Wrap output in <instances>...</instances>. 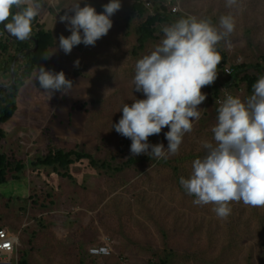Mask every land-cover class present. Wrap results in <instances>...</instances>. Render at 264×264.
Segmentation results:
<instances>
[{
  "label": "rangeland",
  "instance_id": "374dc122",
  "mask_svg": "<svg viewBox=\"0 0 264 264\" xmlns=\"http://www.w3.org/2000/svg\"><path fill=\"white\" fill-rule=\"evenodd\" d=\"M40 1V22L51 25L56 41L47 70L63 71L73 88L67 95L56 92L51 98L34 75L20 86L19 109L4 126L8 136L3 152L28 162L52 145L108 161L112 171L93 169L83 159L70 168L73 181L50 169L37 173L28 168L20 180L1 185L0 224L20 235L14 262L25 252L28 264H94L88 249L106 240L112 254L102 264H158L159 260L264 264V207L233 201L230 215L222 219L212 211L213 205L194 204L195 197L187 195L179 182L181 177L189 178L193 161L206 155L203 143H214L211 128L217 122L218 106L209 97L212 85L201 89L207 96L198 106L203 110L201 118L193 122L176 155L133 156L132 141L112 125L119 122L124 103L145 98L134 91L135 65L160 42L162 30L145 49L135 50L142 21L132 15L134 0H120L122 7L111 17L113 27L107 35L95 46L81 43L65 54L58 50V38L71 33L60 16L76 0ZM109 2L82 0L81 7L91 5L102 13ZM175 7L181 15L178 19L192 16L217 27L220 16L232 12L235 29L218 43L227 61L233 65L242 58V64L252 66L250 71L263 66L264 0H239L232 9L226 7V0H176L169 9L176 19ZM76 60L79 67L74 66ZM237 86L228 88L234 97L243 101L253 94L246 83L239 81ZM168 131L163 128L148 143H162L167 150ZM131 158L136 161L129 162Z\"/></svg>",
  "mask_w": 264,
  "mask_h": 264
},
{
  "label": "clouds",
  "instance_id": "9594fccd",
  "mask_svg": "<svg viewBox=\"0 0 264 264\" xmlns=\"http://www.w3.org/2000/svg\"><path fill=\"white\" fill-rule=\"evenodd\" d=\"M238 2L226 0V7L232 9ZM81 3L76 0L66 5L60 16L71 33L58 38V50L65 54L81 43L95 46L113 27L111 17L122 7L120 0H110L103 5V12L97 13L91 5L81 7ZM41 7L40 0H0V24L11 37L25 41L32 35ZM234 29L232 12L220 16L218 27L190 16L162 28L163 38L135 65L134 91L145 98L135 97L131 105L124 103L119 122L112 125L132 141L133 156L159 159L178 153L183 137L201 118L203 110L198 106L207 99L201 89L217 79L222 57L216 46ZM79 65L76 60L74 66ZM34 76L51 98L56 92L67 95L73 88L63 71L40 66ZM252 87L253 94L243 101L223 90L225 98L216 100L217 122L211 128L214 143H203L206 155L193 161L189 178L179 181L185 193L195 197L194 204L213 205L212 211L222 219L230 215L233 201L264 207V76ZM165 127L169 128L165 133L167 150L162 143L149 144L148 138Z\"/></svg>",
  "mask_w": 264,
  "mask_h": 264
},
{
  "label": "trees",
  "instance_id": "16d2710c",
  "mask_svg": "<svg viewBox=\"0 0 264 264\" xmlns=\"http://www.w3.org/2000/svg\"><path fill=\"white\" fill-rule=\"evenodd\" d=\"M176 4V0H152V12L144 7L139 0H134L133 16L138 17L142 22L136 30L137 46L135 50L145 49L148 41L156 38L158 31L161 32L164 24H172L173 21L179 20L171 16L170 7ZM15 10V9H14ZM174 16V15H173ZM131 18H128L130 22ZM8 22V21H6ZM32 35L37 39L38 48L35 52L29 54L23 59H20L16 66V82L10 89L0 88V186L9 183L10 181H18L23 176L25 171L30 168L33 172L40 173L42 169H50L55 173L74 180L70 174L71 166L78 163L80 160H89V167L101 169L105 172L112 171V167L108 161L98 162L92 155L82 153L78 150L66 152L63 149L54 148L52 145L47 147L46 152L37 157L35 160L26 161L25 159L17 157L15 154H6L3 152L2 143L7 139L8 133L4 126L16 115L18 111L17 97L20 86H23L29 80L40 66L46 69L51 64V48L55 45L53 34L45 29V26L40 22L37 16L32 24ZM0 31L2 36L0 38V84L10 83L11 65L18 54H23L28 49L34 46L32 41H15L5 35L0 24ZM217 51L220 53L222 59L217 66V79L209 89L210 100L214 102L219 93L217 86L218 81L225 75V69L229 62L227 56L223 52L222 47L217 44ZM263 66L258 65L253 71H250L248 65L239 66L240 72L235 74L233 87H238L239 81L247 84L249 93L253 92V84L264 76V58L262 59ZM231 77L227 78V81ZM217 112V110H216ZM136 159L131 158L129 162L133 163ZM116 169L115 171H119ZM32 197H30V200ZM34 206H39L38 203L33 202ZM18 264H28L26 261V253H21ZM158 264H168L165 260H159Z\"/></svg>",
  "mask_w": 264,
  "mask_h": 264
},
{
  "label": "built area",
  "instance_id": "2783aa9c",
  "mask_svg": "<svg viewBox=\"0 0 264 264\" xmlns=\"http://www.w3.org/2000/svg\"><path fill=\"white\" fill-rule=\"evenodd\" d=\"M141 3L144 5L145 8L149 10V12H152V0H140ZM172 13L177 15L178 9L172 8ZM2 36V33L0 31V38ZM242 64V58H238L236 60V63L231 65L230 63L225 69V75L220 78V80L217 83V86L219 88V93L217 97L215 98L214 102L216 104V100L222 101L225 98V92H223L224 89H226L228 94H231L228 90V88L231 89V87L234 85V79L235 74L239 73V66ZM230 78V80L227 81V78ZM233 95V94H231ZM218 107L219 105L216 104ZM20 235L16 233L10 232L7 228L0 227V264H18L19 261L16 259V262H14V256L16 251H18V248L20 247ZM88 254L91 257H97V258H105L109 257L112 254V247L108 241H104L103 243L94 244L89 247Z\"/></svg>",
  "mask_w": 264,
  "mask_h": 264
},
{
  "label": "water",
  "instance_id": "95a60500",
  "mask_svg": "<svg viewBox=\"0 0 264 264\" xmlns=\"http://www.w3.org/2000/svg\"><path fill=\"white\" fill-rule=\"evenodd\" d=\"M1 27L3 29V32L5 33V35L7 37H9L10 39L12 40H15V41H19L17 40L16 38L14 37H11L10 34H8L5 29H4V26L3 24H1ZM27 40H30L33 42L34 46L30 49H28L27 51H25L23 54H18L17 57L15 58V60L13 61L12 65H11V70H10V83L8 84H0V88H5V89H10L13 87V85L15 84L16 82V66H17V63L20 59H23L25 58L26 56H28L29 54L35 52L38 48V42H37V39L33 36H31L29 39Z\"/></svg>",
  "mask_w": 264,
  "mask_h": 264
},
{
  "label": "crops",
  "instance_id": "0c3cea01",
  "mask_svg": "<svg viewBox=\"0 0 264 264\" xmlns=\"http://www.w3.org/2000/svg\"><path fill=\"white\" fill-rule=\"evenodd\" d=\"M40 3H41V1H40ZM39 16V15H38ZM39 18H40V16H39ZM48 19H49V17H48ZM43 23V22H42ZM44 26H45V29L46 30H48V31H50L52 34H53V31L51 30V28L50 27H48V25H49V23H47V24H43ZM49 26H51V25H49ZM53 37H54V34H53ZM55 38V37H54ZM30 41V40H29ZM55 44H56V41H55ZM55 46V45H54ZM53 46V47H54ZM52 47V48H53ZM52 48H51V54H52ZM10 124V122L9 123H7L6 125H9ZM0 227H4V228H8L9 229V227H7V226H3V225H1L0 224ZM10 231V230H9ZM14 231V230H13ZM10 232H12V231H10ZM12 233H15V232H12ZM88 256H90L89 254H88V251H87V253H86ZM87 255H85V256H87ZM91 257V256H90ZM94 258V264H102L103 263V261L105 260V259H107V257H105V258H97V257H93Z\"/></svg>",
  "mask_w": 264,
  "mask_h": 264
}]
</instances>
